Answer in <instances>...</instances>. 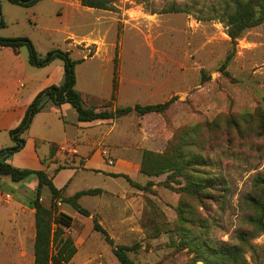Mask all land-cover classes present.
<instances>
[{
	"label": "rangeland",
	"instance_id": "obj_1",
	"mask_svg": "<svg viewBox=\"0 0 264 264\" xmlns=\"http://www.w3.org/2000/svg\"><path fill=\"white\" fill-rule=\"evenodd\" d=\"M171 5L182 10L162 11ZM0 7L5 21L0 36H26L38 53L68 51L76 60L75 87L84 105L110 99L114 71L113 105L175 98L163 112L96 119L90 127L69 124L70 113L65 116L67 124L52 115L45 127L43 113L22 134L23 138L37 134L56 142H75L80 154L94 150L104 164L79 171L62 187L64 197L81 189H101L77 198L88 214L56 199L58 210L72 217L65 231L76 246L75 254L63 264H121L113 252L119 244L130 246L127 254L139 264H192L187 248L177 246L180 203L190 204L204 220L214 244L235 242L243 233L249 242L244 246L249 264H264V229L247 219L258 215L248 196L264 204V194L253 185L256 176L264 177V21L233 39L224 19L225 12L233 10L231 0H114L112 9L86 7L80 0H38L27 7L0 0ZM27 56L25 45L17 55L1 47L0 76H28L31 81L20 87L28 90L41 85L53 69L63 68L60 58L37 67ZM51 78L56 80L53 72ZM197 124L201 139L188 148V156L205 160L200 167L219 178L218 187L202 201L179 190L184 183L180 176H149L139 171L144 150L162 152L174 135ZM9 136L0 133V143H12ZM38 144L42 155L49 143ZM51 148L61 151L53 169L82 167L83 156L55 143ZM111 173L126 174L138 186ZM33 178H25L28 186ZM1 185L0 191L12 193L13 201L6 203L0 196V264H33L30 214L17 213L14 219L11 214L16 210L10 207L16 204V191ZM31 194L28 188L22 197ZM41 201L51 204L46 187ZM95 220L111 243L94 229Z\"/></svg>",
	"mask_w": 264,
	"mask_h": 264
},
{
	"label": "trees",
	"instance_id": "obj_2",
	"mask_svg": "<svg viewBox=\"0 0 264 264\" xmlns=\"http://www.w3.org/2000/svg\"><path fill=\"white\" fill-rule=\"evenodd\" d=\"M11 3L21 6H31L38 0H8ZM233 10L225 12L224 19L227 26V33L231 38L238 37L243 30L264 21V0H231ZM114 0H80V4L86 7L98 9H112ZM182 9L171 5L162 10L163 12L181 11ZM1 13V7H0ZM5 25V21L0 14V27ZM28 48L27 60L31 65L42 67L49 64L53 59L60 58L63 61L62 79L59 83L50 84L33 97L28 104L26 111L19 123L9 130L13 144L0 148V175H7L12 181H19L29 176H35L37 185L33 196L29 199L30 206L34 209L35 237L33 241V264H63L68 262L76 252L73 239L65 231L72 221V217L57 208L56 199L70 203L74 208L83 214H88V210L81 207L77 198L83 194H96L100 188L81 189L71 196L61 195L62 187L54 185L52 177L60 168L57 166L51 171L44 169L19 168L8 161V157L21 149L24 145L22 134L29 127L33 116L40 111L47 101L56 105L67 102L77 114L78 121H92L96 119H116L120 116L135 113L143 115L152 112H163L175 99L171 97L162 102L156 103H135L134 105L116 106L112 104L116 95L117 78L113 76L112 92L110 99L103 101L99 105H84L81 93L75 87L74 64L76 60L69 57L68 51L49 50L44 54L38 53L30 39L26 36H0V46H9L15 53L20 46ZM117 59V53L114 60ZM231 121L236 124L237 120ZM215 126L216 124H211ZM211 127V126H210ZM200 124L187 127L178 132L169 142L168 147L162 152L144 150L142 153L139 171L149 176H158L169 173L180 176L184 183L179 186L183 194L191 196L199 201L209 197L210 191L216 189L219 178L207 173L201 165H205V160H200L193 154L188 156L189 147L197 146L201 139ZM113 176L123 175L133 185L138 186L129 176L122 173H111ZM150 183V182H149ZM254 187L264 194V177L256 176ZM46 187L51 194V204L46 206L41 201L42 191ZM249 203L258 209L257 216H248L250 224L257 225L260 230L264 229L263 211L264 204L256 196H248ZM94 229L101 232L109 243L112 239L104 227L96 220ZM204 220L193 211L188 203H180L178 207V217L175 230L178 233L177 246L187 248L191 254L192 264H249L245 257L244 246L249 245L243 233H239L237 240L232 243L221 245L214 244L208 236ZM130 246L119 244L113 252L121 264H139L130 258L127 251Z\"/></svg>",
	"mask_w": 264,
	"mask_h": 264
},
{
	"label": "crops",
	"instance_id": "obj_3",
	"mask_svg": "<svg viewBox=\"0 0 264 264\" xmlns=\"http://www.w3.org/2000/svg\"><path fill=\"white\" fill-rule=\"evenodd\" d=\"M1 47H9V46H0V48ZM11 51L14 55H17V53H15L13 48H11ZM59 67H61V70L59 69L56 72V70L53 69L54 71L52 70L49 73L48 78L41 85H35L32 89H28V90H23V88H20L26 86V84L29 81H31V78H29L28 76H25L26 78L24 77L15 78V76H13L14 74L12 76H4V77L0 76V133H4V134L9 133V130L14 128L19 123V121L21 120V118L23 117L26 111L28 104L32 101L33 97L38 91H40L42 88L50 84L56 83L59 79H62L61 76H62L63 68L62 66ZM52 72L53 75L56 77V80H51ZM43 113L46 114L45 117L41 119V123L45 127L49 125L50 123L49 118L51 119L52 115H54L58 119V121H60L62 124H67L68 119H66L65 116H67L66 114L68 113L71 114L70 119L68 121L71 122L69 124H71L72 126L80 127V128L90 127V125H94V123H96V122L88 121L86 124L83 125L81 124L82 121L77 120L76 111L69 103L64 102L61 103L60 105H56L51 101H47L44 104L43 108L33 116L31 123L33 122L34 119H36V117H41L40 115H42ZM65 129H66V125L63 126L64 133H65ZM24 139L25 142L23 147L8 157V161L12 165L19 168H29L36 170L44 169L47 171H51L53 169L51 166L55 164L54 160L57 158L56 155H58V153L61 152L60 149L56 150V152L53 151L51 148V143L58 144L60 148L61 147L63 149L67 148L70 152L71 151L75 152L84 157V163L82 167L66 166L60 168L56 173H54L52 177V181L54 185L58 188L64 186L66 182H68V180L74 177L79 171H87L89 169H100V166L104 165L102 162L99 161L96 155V151L94 150L90 151L86 155L80 154L75 146V142L66 143L64 140L56 142V140L52 138L44 137L42 135H37V134H27ZM40 141H45L49 143L47 149L43 151L42 155H40L37 150L39 145L38 143ZM6 142L7 141L0 143V148L5 146H10L13 144V142L9 144H7ZM10 181L12 180L10 179L9 176L0 175V186H2L1 184L3 182L6 183V185H8L9 187H12V189L16 191V195H15L17 199V201L15 202L16 204L14 205V207L13 206L10 207V209L16 211H14L13 214H11V216L15 219L17 217V213H19L20 215L30 214L32 220V232L30 234V238L33 243L35 237L34 209L30 206L29 199L34 194V190L37 185V179L36 177L33 178V180L29 183L30 186L27 185L25 179L15 181L16 184H11ZM28 188L32 189L31 196L28 198L22 197L25 190ZM0 196L1 198H3V201H5L6 203H11L13 201V195L8 191L5 192L0 191ZM21 223L23 224V222ZM17 230L19 231L18 228Z\"/></svg>",
	"mask_w": 264,
	"mask_h": 264
}]
</instances>
